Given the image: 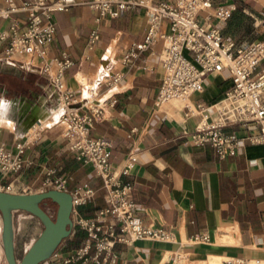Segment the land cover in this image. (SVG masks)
I'll list each match as a JSON object with an SVG mask.
<instances>
[{
    "label": "crops",
    "instance_id": "1",
    "mask_svg": "<svg viewBox=\"0 0 264 264\" xmlns=\"http://www.w3.org/2000/svg\"><path fill=\"white\" fill-rule=\"evenodd\" d=\"M209 1L211 8L196 17L204 29L215 28L223 39L236 44L254 40L264 44V0ZM224 4H233L235 10L226 21L217 22L211 16L212 9ZM95 17L94 12L82 5L52 14L55 31L48 57L66 55L72 62L64 75L68 90L84 97L83 86H91L97 99L105 103L102 119L93 124L88 136L110 143L111 171L119 169L127 154H133V168L120 180L131 187L137 217L143 225L161 227L175 237L174 243L138 240L114 245L116 264H169L175 251L183 255L182 264H220L236 258L264 260V145L242 140L234 156L219 159L209 145L189 144L185 135L192 131L201 113L194 111L185 116L182 101L165 103L159 108L153 104L162 76L159 65L162 42L156 40L138 53L150 71L138 68V60L121 64L122 55L143 40L144 11H127L122 18H102L98 23L94 22ZM10 18L19 24L23 22L21 15ZM7 22L0 20V27L6 29ZM160 29L166 30L164 21ZM92 30H96L97 40L90 46ZM6 45L7 42L0 44V102L7 108L9 118L0 126V144L12 152L14 143L24 134L31 136L21 169L6 176L0 173V185L10 186L11 194H19L23 187H30L27 194L44 192L48 188L42 182L47 171L52 170L53 176L70 179L66 193L83 183L96 191L90 203L77 208L80 217L91 218L103 207L100 180L90 166L76 161L65 146L56 95L47 77L37 70L35 62L23 56L3 58ZM261 71L264 59L256 72ZM112 73H119L121 79L110 87L99 86ZM229 86L226 70L209 75L203 79L202 92L191 95L186 104L224 105ZM261 101L264 106V91ZM37 112L42 119L24 129L23 124ZM223 131L234 132L239 139L254 132L251 126L237 125L227 126ZM20 214L26 213H12L14 251L18 241L27 235V229L15 223ZM70 219L68 240L84 235L74 224L76 218ZM1 226L0 216V264H6ZM195 234L206 235L208 243H189L187 239ZM224 238H231L233 243H221ZM63 250L69 251L66 246Z\"/></svg>",
    "mask_w": 264,
    "mask_h": 264
},
{
    "label": "built area",
    "instance_id": "2",
    "mask_svg": "<svg viewBox=\"0 0 264 264\" xmlns=\"http://www.w3.org/2000/svg\"><path fill=\"white\" fill-rule=\"evenodd\" d=\"M76 5L85 6L94 12L95 23L102 18L119 19L127 11H144L146 31L143 40L134 44L121 57V64L138 60V68L150 71L145 59L138 53L148 49L154 41L162 42L159 65L162 71L160 84L154 99L159 108L169 101L184 102L185 116L194 111L200 119L185 140L194 147L209 145L219 159L232 157L242 140L251 145H264V106L261 96L264 91V71L256 72L264 59V44L259 41L236 44L223 39L215 28L204 29L196 21L197 14L211 8L209 0H2L0 20L8 21L6 29L0 27V44L7 42L3 58L23 56L36 63L35 67L47 77L56 95L59 119L63 123L62 139L76 161L91 167L100 180L103 192V207L91 218H82L77 208L90 203L95 190L86 183L74 187L71 197L70 216L75 217V226L85 237L81 243L69 250H54L48 259L39 264H116L114 245H128L138 240L174 243L171 231L161 227L143 225L135 213L131 200V187L120 178L127 176L134 164V156L126 155L117 171H111L109 157L111 145L101 138L88 136L94 123L102 119L105 103L97 99L91 86H83L84 97L68 90L64 84L65 72L72 66L66 55L48 57V48L54 36L51 15L64 13ZM233 4L218 5L211 16L217 22L226 21L234 11ZM21 15L22 24L11 19ZM166 30L160 29L161 22ZM97 40L96 30L89 34L88 44ZM226 70L230 86L224 95V105L217 103L209 107L196 104L190 107L187 99L202 92L203 79ZM121 79L119 73L104 77L99 86L110 87ZM230 125L253 127L254 132L237 138L234 132H224ZM31 133L16 141L13 151L0 144V173L3 176L18 172L24 163V152L30 143ZM48 170L42 186L66 192L68 177H55ZM10 186L0 185V191L9 193ZM30 187H23L19 194H27ZM191 244H207L206 235H192ZM183 255L172 252L169 264H182ZM220 264H264L260 259H226Z\"/></svg>",
    "mask_w": 264,
    "mask_h": 264
},
{
    "label": "water",
    "instance_id": "3",
    "mask_svg": "<svg viewBox=\"0 0 264 264\" xmlns=\"http://www.w3.org/2000/svg\"><path fill=\"white\" fill-rule=\"evenodd\" d=\"M49 201L56 206L52 219L40 204ZM20 211L35 218L41 231L16 262L13 247L12 213ZM71 197L53 189L34 194H11L0 191L1 243L6 264H39L53 253L71 231Z\"/></svg>",
    "mask_w": 264,
    "mask_h": 264
},
{
    "label": "rangeland",
    "instance_id": "4",
    "mask_svg": "<svg viewBox=\"0 0 264 264\" xmlns=\"http://www.w3.org/2000/svg\"><path fill=\"white\" fill-rule=\"evenodd\" d=\"M46 190H50V189H46ZM40 207L42 208V210H44L47 213L49 217H51L52 219L54 218L55 209H56V206L54 204L50 203L49 201H44L41 203ZM15 223L18 224L19 226H24L27 229V235L24 238H22L20 241H18V245L16 246L14 251L16 262H18L25 253V251L27 250V248L30 246V244L38 236L42 228L39 222L35 218L27 214H20L19 216H17ZM227 232L231 233L230 230ZM72 237L69 238V240L68 237L66 239H63L55 250L61 249L60 251L63 252L64 251L63 248L65 246H66V250L72 249L74 247V244L72 243L73 240ZM84 237L85 235L78 234L77 240H75V242L82 241ZM221 243L232 244L233 241L231 238H224L221 240Z\"/></svg>",
    "mask_w": 264,
    "mask_h": 264
},
{
    "label": "clouds",
    "instance_id": "5",
    "mask_svg": "<svg viewBox=\"0 0 264 264\" xmlns=\"http://www.w3.org/2000/svg\"><path fill=\"white\" fill-rule=\"evenodd\" d=\"M8 118V110L3 102H0V126L5 125L8 122Z\"/></svg>",
    "mask_w": 264,
    "mask_h": 264
},
{
    "label": "bare ground",
    "instance_id": "6",
    "mask_svg": "<svg viewBox=\"0 0 264 264\" xmlns=\"http://www.w3.org/2000/svg\"><path fill=\"white\" fill-rule=\"evenodd\" d=\"M174 101H177V100H174ZM174 101H169V102H167V103L174 102ZM167 103H166V104H167ZM37 119H39V120L42 119L41 115L38 114V112L35 113L33 117H31L30 119H28V120L23 124V128H24V129H27L29 126L33 125L34 122H35V120H37ZM37 128H41V127H40V126H37ZM183 261H184V260H183ZM184 262H185V261H184ZM184 262H183V263H184Z\"/></svg>",
    "mask_w": 264,
    "mask_h": 264
},
{
    "label": "trees",
    "instance_id": "7",
    "mask_svg": "<svg viewBox=\"0 0 264 264\" xmlns=\"http://www.w3.org/2000/svg\"><path fill=\"white\" fill-rule=\"evenodd\" d=\"M235 10V9H234ZM51 203V202H50ZM41 205V204H40ZM72 243L74 244V245H76L78 242H75V240H77V235H75L74 237H72ZM61 243V242H60Z\"/></svg>",
    "mask_w": 264,
    "mask_h": 264
}]
</instances>
